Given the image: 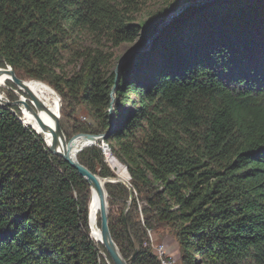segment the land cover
Masks as SVG:
<instances>
[{"label":"trees","instance_id":"16d2710c","mask_svg":"<svg viewBox=\"0 0 264 264\" xmlns=\"http://www.w3.org/2000/svg\"><path fill=\"white\" fill-rule=\"evenodd\" d=\"M84 34L99 40L75 43L66 73ZM135 39L105 141L128 174L104 184L112 240L125 259L136 245L131 264H159L143 246L155 218L183 264H264V0H0L1 63L50 85L60 114L67 98L86 106L85 133L109 127L115 65L99 43ZM13 109L0 105V264H99L88 183ZM77 158L115 178L97 145Z\"/></svg>","mask_w":264,"mask_h":264},{"label":"rangeland","instance_id":"374dc122","mask_svg":"<svg viewBox=\"0 0 264 264\" xmlns=\"http://www.w3.org/2000/svg\"><path fill=\"white\" fill-rule=\"evenodd\" d=\"M159 6H161L160 2H154L152 4H148L146 6V9L148 11H153L157 9ZM139 17V16H138ZM99 39L94 38L91 35H81V36H74V38L71 41H68L70 43L69 49H65V52L62 53V57L64 60L62 61V68H64L66 73H69L72 71L74 63L76 62L75 60V55L74 52L71 51L70 49H75L76 45L75 43H81L80 45H88V44H93L97 42ZM73 42V43H72ZM137 39H135L132 42H123L118 44L117 46H111L110 43L107 41L102 40L99 44L102 47V50L104 53H110L112 54V60L114 62V65L119 61V59L132 47L136 44ZM144 46V45H143ZM141 49V46H140ZM142 50V49H141ZM9 67L8 65H5L4 63H1L0 61V68H7ZM24 80H30V79H24ZM0 98L5 101H9L12 103L10 105L13 110L16 112L15 114L17 115L18 119L20 122L26 126L29 127L28 125H25L22 120V112L18 104H15V101L18 99H23L28 101L30 103V99L27 96V94L18 89L17 86H15L10 80H6L4 82H0ZM49 86L52 90L53 88L48 85L45 82H42ZM53 92H55L53 90ZM56 93V92H55ZM58 96L59 102H60V107H61V98L60 96L56 93ZM68 98L66 99L63 112L60 114L59 118V129L61 134L63 135L66 144L71 140V138L79 133H85L82 131H79V128L81 125L85 124H94L93 121L90 119L88 115V109L86 106L81 105V104H76L72 100L67 101ZM0 103H2L0 101ZM33 106V105H32ZM86 134H91V133H86ZM100 149L102 147V143L99 144ZM85 149V148H84ZM102 150V149H101ZM103 151V150H102ZM80 153V152H79ZM78 153V154H79ZM106 160H107V165H109L110 169L115 175L114 179H103L104 184L106 182H120L128 186V174L125 169V167L115 160L114 158H111L110 156V151H103ZM77 154V155H78ZM129 200L127 201V204H129ZM144 217L141 213H138V218L141 219ZM99 221V219H98ZM153 221V228L151 230L146 231V240L144 241L143 246L147 247L149 251H151L154 254V246L156 244H163L165 246V249L169 256L174 260L173 264H183L181 260V249L179 247V244L176 240L175 237V232L172 228L166 226L165 224H160L155 221V218H152ZM167 242L170 244V249L167 247ZM102 246V244H100ZM103 247V246H102ZM104 249V247H103ZM137 247L136 245L134 246V250H136ZM98 262L99 264H113V261L111 258L105 254L102 250L99 251L98 253ZM133 254V253H132ZM132 255L128 258H130ZM157 258V257H156ZM158 260V259H157ZM200 263V260H198V264ZM197 264V263H196Z\"/></svg>","mask_w":264,"mask_h":264},{"label":"water","instance_id":"95a60500","mask_svg":"<svg viewBox=\"0 0 264 264\" xmlns=\"http://www.w3.org/2000/svg\"><path fill=\"white\" fill-rule=\"evenodd\" d=\"M142 40H137L136 44L132 46L116 63L114 68L115 74V85L111 91V101L109 108V127L108 129L101 134H86L79 133L74 135L71 140L66 144V148L60 149V135L63 136L59 129V118H60V102L58 99L59 106L57 107L56 114H53L48 108L44 106L41 100L27 87L25 80L20 79L16 76L14 71L10 68H0V82L10 80L18 89L24 91L29 97L31 104L37 108L42 109L50 118V124H46L43 127V133L47 134V137L44 135L37 134L45 144L48 151L55 156L62 158L70 167L75 169L79 176H81L89 185V198L87 203V211L89 210V204L93 199L97 202V209L99 211V221H100V231L99 238L102 240V246L106 250L108 256L113 261V264H131L136 255V250H134L132 256L128 259H125L114 241L112 240L109 228H108V210H107V194L104 189V181L95 173L90 171L87 167L82 165L77 158V154L81 152L84 148L90 147L92 145L99 146L102 143L101 149L103 151H109L107 144L105 143L106 139H108L116 130V124L114 120V107L112 105L113 93L117 91V84L119 81V70L122 65H126L129 63L136 52L140 49ZM58 97V96H57ZM115 98V96H114ZM116 100V99H115ZM0 105L10 106L12 103L9 101L2 100L0 98ZM15 104H26L23 99H18L15 101ZM31 127L30 125H28ZM32 128V127H31ZM78 138H83L85 143L79 149L78 153L75 154L71 151V148L74 146L75 142ZM90 186H93L91 191ZM91 192V193H90Z\"/></svg>","mask_w":264,"mask_h":264},{"label":"bare ground","instance_id":"6f19581e","mask_svg":"<svg viewBox=\"0 0 264 264\" xmlns=\"http://www.w3.org/2000/svg\"><path fill=\"white\" fill-rule=\"evenodd\" d=\"M4 82V81H3ZM27 87L41 100L46 108H48L53 114H56L57 107L59 106L58 97L53 90L46 84L37 80H25ZM24 100V98H23ZM26 104H20L19 107L23 113L25 124L30 125L35 133L39 135L47 134L43 133V127L46 124H50V118L42 109H37L30 103L24 100ZM85 143L83 138H78L71 151L75 154L78 153L79 149ZM59 148H66V142L63 136L60 135ZM92 191L93 186H90ZM91 193V192H90ZM89 210L87 211L88 216V227L90 230V237L95 239L102 244V240L99 238L100 226L98 225L99 211L97 209V202L95 199L89 204Z\"/></svg>","mask_w":264,"mask_h":264},{"label":"built area","instance_id":"2783aa9c","mask_svg":"<svg viewBox=\"0 0 264 264\" xmlns=\"http://www.w3.org/2000/svg\"><path fill=\"white\" fill-rule=\"evenodd\" d=\"M154 251V255L157 257L159 264H173L174 260L169 256L163 244H156Z\"/></svg>","mask_w":264,"mask_h":264},{"label":"clouds","instance_id":"9594fccd","mask_svg":"<svg viewBox=\"0 0 264 264\" xmlns=\"http://www.w3.org/2000/svg\"><path fill=\"white\" fill-rule=\"evenodd\" d=\"M114 93H113V100H112V105H113V107H114V105H115V98H114Z\"/></svg>","mask_w":264,"mask_h":264},{"label":"crops","instance_id":"0c3cea01","mask_svg":"<svg viewBox=\"0 0 264 264\" xmlns=\"http://www.w3.org/2000/svg\"><path fill=\"white\" fill-rule=\"evenodd\" d=\"M167 247L169 248V250L171 251V249H170V244L167 242Z\"/></svg>","mask_w":264,"mask_h":264}]
</instances>
